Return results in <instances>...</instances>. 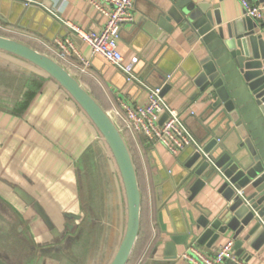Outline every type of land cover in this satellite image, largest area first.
Returning a JSON list of instances; mask_svg holds the SVG:
<instances>
[{
	"label": "crops",
	"instance_id": "1",
	"mask_svg": "<svg viewBox=\"0 0 264 264\" xmlns=\"http://www.w3.org/2000/svg\"><path fill=\"white\" fill-rule=\"evenodd\" d=\"M164 1L168 0H135V19L121 29L120 50L126 62L138 57L134 70L149 86L164 84L162 69L176 75V82L164 93V98L180 109L182 118L202 145L209 138L207 128L215 115L209 110V101L193 97L195 87L183 85L186 78L183 69L200 56V42L189 39L177 28L167 39L169 46L155 62L152 60L161 44L147 57L142 55L149 39L143 33L141 21L153 4ZM198 1L218 4L225 22L246 16L242 0ZM0 14L4 17L0 18L1 34L20 39L40 51H46L41 41L54 44L56 38L70 35L62 20H71L88 30H98L104 23V17L85 0H53L51 8L45 7L41 0L29 4L21 0L0 7ZM263 20L264 17L259 21ZM75 40L91 65L85 72L67 67L105 109L122 102L132 106L147 103L148 88L136 81L129 82L112 63L93 55L87 43L77 37ZM126 138L142 192L140 231L128 263L187 264L181 255L196 241L183 235L186 218H197L203 210L215 214L226 201L213 182L196 195H192L189 186H182L184 164L189 157L185 149L175 154L161 142L148 141L144 135L139 136L138 145ZM35 201L45 208L60 235L53 236L34 208ZM0 221H3L0 245L17 247L19 253L27 252L24 247L35 250L34 259L26 258L24 264H47L46 261H51L48 256L64 264H108L126 225V198L120 171L91 118L46 72L1 51ZM9 222L20 225L14 231ZM172 236L183 237L175 245L178 255L174 259L165 252ZM229 238H233L232 234L221 236L211 247L202 244L199 247L213 254ZM246 248L250 259L239 257L248 264H264V247ZM0 257L13 264L1 251Z\"/></svg>",
	"mask_w": 264,
	"mask_h": 264
},
{
	"label": "water",
	"instance_id": "2",
	"mask_svg": "<svg viewBox=\"0 0 264 264\" xmlns=\"http://www.w3.org/2000/svg\"><path fill=\"white\" fill-rule=\"evenodd\" d=\"M19 1L0 0V7ZM41 1L47 8L53 4V0ZM146 16L141 24L149 41L142 55L147 57L161 44L154 62L169 46L167 39L177 28L189 39L200 42V56L183 69V85L195 87L193 97L209 101V110L215 115L207 128L208 140L200 148L185 149L189 157L184 164L182 186H189L192 195H196L213 182L226 202L215 214L203 210L197 218H186L183 235H190L197 245L211 247L221 236L232 234L235 253L250 259L247 245L255 250L264 247V20L246 15L225 22L218 4L198 0L153 4ZM0 18L4 19L1 14ZM0 51L29 62L54 78L98 128L117 163L126 198L125 229L108 264H128L140 231L142 192L126 134L111 111L48 52L3 34ZM162 73L164 84L159 85L164 96L176 82V75L163 69ZM165 118L166 114L161 122ZM34 208L53 236L60 235L45 208L37 201ZM181 238L172 236L166 243L165 252L170 259L177 257L175 245ZM0 264L9 263L0 258Z\"/></svg>",
	"mask_w": 264,
	"mask_h": 264
},
{
	"label": "built area",
	"instance_id": "3",
	"mask_svg": "<svg viewBox=\"0 0 264 264\" xmlns=\"http://www.w3.org/2000/svg\"><path fill=\"white\" fill-rule=\"evenodd\" d=\"M93 6L102 17L103 26L98 30H88L71 20H62L70 35L58 37L54 44L44 41L46 51L66 66H72L83 72L87 71L91 61L83 56L77 48L75 37L87 43L93 55H99L112 63L126 76L129 82H138L148 88V101L135 106L122 102L113 105L109 110L116 122L137 145L139 136L144 135L148 141L161 142L172 153L193 146L200 148L201 144L182 118L180 109L169 104L161 94L162 87H152L140 79L134 70L138 57L126 62L120 50V33L126 23L135 19V0H85ZM36 3V0H26V4ZM245 15L257 20L264 17V1L242 0ZM166 118L161 122V118ZM235 240L227 239L220 244L213 254H208L195 244L181 255L187 264H248L235 253Z\"/></svg>",
	"mask_w": 264,
	"mask_h": 264
},
{
	"label": "rangeland",
	"instance_id": "4",
	"mask_svg": "<svg viewBox=\"0 0 264 264\" xmlns=\"http://www.w3.org/2000/svg\"><path fill=\"white\" fill-rule=\"evenodd\" d=\"M1 34V33H0ZM3 223V221H0V225ZM10 223V222H9ZM11 224V227L14 229V231H15V228H17V226L18 225H20V223L19 222H16V223H13V222H11L10 223ZM13 234H15V233H12V235ZM11 238V237H10ZM11 240V239H10ZM26 245V244H25ZM25 245H23V246H25ZM29 244L27 243V246H28ZM63 246H66V244H64ZM25 249H26V253H23V252H20L19 253V248L17 249V247L15 248L14 246H8L7 244H6V246L4 245V246H2V245H0V251L2 252V253H4V255H6L8 258H9V261L11 262V263H13V264H24V260L27 258H29V257H31V258H33L34 259V257H35V255H36V252H35V250L34 249H27L26 247H24ZM72 252V251H71ZM49 258H48V260H51V261H46V263L47 264H52V262H53V264H58V263H60V262H58V260L56 259V260H52L50 257L51 256H48ZM60 258V257H59ZM39 259V258H38ZM37 264H39V262H37ZM60 264H64L63 262H61ZM68 264H72V263H69L68 262Z\"/></svg>",
	"mask_w": 264,
	"mask_h": 264
},
{
	"label": "trees",
	"instance_id": "5",
	"mask_svg": "<svg viewBox=\"0 0 264 264\" xmlns=\"http://www.w3.org/2000/svg\"><path fill=\"white\" fill-rule=\"evenodd\" d=\"M43 49V48H42ZM129 264V263H128Z\"/></svg>",
	"mask_w": 264,
	"mask_h": 264
},
{
	"label": "flooded vegetation",
	"instance_id": "6",
	"mask_svg": "<svg viewBox=\"0 0 264 264\" xmlns=\"http://www.w3.org/2000/svg\"><path fill=\"white\" fill-rule=\"evenodd\" d=\"M1 258V257H0Z\"/></svg>",
	"mask_w": 264,
	"mask_h": 264
}]
</instances>
